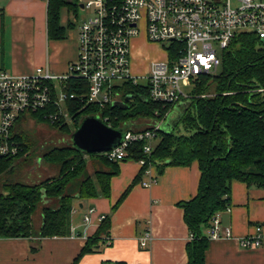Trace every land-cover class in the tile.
<instances>
[{
    "label": "trees",
    "instance_id": "1",
    "mask_svg": "<svg viewBox=\"0 0 264 264\" xmlns=\"http://www.w3.org/2000/svg\"><path fill=\"white\" fill-rule=\"evenodd\" d=\"M78 0H48L47 38H65L66 30L75 24L60 23L65 10L74 16ZM69 91L77 95L85 83L71 80ZM264 40L251 33L235 36L223 51L219 73L201 76L190 91V99L168 129L157 132V141L146 162L140 167L132 185L143 175L148 165L156 166L159 174L168 166L188 167L197 163L200 172L196 195L179 203L184 222L193 236L186 247V264H206L204 260L208 240L201 232L210 219L229 205L231 184L234 181L247 187L264 189ZM120 106L107 105L100 109L79 101L68 104L74 130L84 117L95 116L113 129L150 128L171 106L163 107L146 99L144 86L125 84L118 89ZM127 96L131 99L124 103ZM38 121L71 133L70 126H59L44 121L39 114L31 115ZM169 121H167L168 123ZM18 126V125H17ZM14 136L22 144V151L12 157H0V176L13 171V164L40 158L39 165L53 170L51 176L26 179L25 182L5 180L0 192V239L66 237L70 234V215L75 201L109 196L110 180L119 174V163L109 161L103 154H87L71 143L49 147L29 154L30 147L22 136ZM145 158L141 144L127 150L120 162L137 163ZM31 179V180H29ZM131 185V186H132ZM131 186L123 193L120 203ZM41 210L42 224L34 230L32 216ZM110 220L100 222L96 232L85 241L71 264H77L85 254L97 252L109 236ZM120 264V263H118Z\"/></svg>",
    "mask_w": 264,
    "mask_h": 264
},
{
    "label": "built area",
    "instance_id": "2",
    "mask_svg": "<svg viewBox=\"0 0 264 264\" xmlns=\"http://www.w3.org/2000/svg\"><path fill=\"white\" fill-rule=\"evenodd\" d=\"M78 11L84 17L77 24V54L63 75L51 73L47 66L32 72L14 75L0 69V157H12L22 151L14 136L21 119L39 114L59 126H70L73 117L68 104L79 101L100 109L120 102L118 89L125 84L144 86L146 99L163 107L171 106L150 128L129 130L121 143L102 153L109 161L120 163L127 150L141 144L145 158L142 167L157 141V132L171 116H177L190 99V91L201 76L215 75L221 56L237 34L251 33L264 40V0H78ZM144 31L149 43L164 49L165 58L150 64L147 73L135 75L131 70V40ZM71 80L85 83L77 95L69 91ZM264 92V88L257 89ZM152 165L144 170L145 188L156 180ZM230 205L223 212H230ZM216 213L209 221L204 237L208 241L232 238V230L221 222ZM94 209L83 216L84 224L91 222ZM104 216L98 218L100 223ZM262 226L240 239L241 249L264 247ZM193 236L190 234L189 240ZM152 240L149 231L139 238L141 249ZM110 244L106 237L103 242Z\"/></svg>",
    "mask_w": 264,
    "mask_h": 264
},
{
    "label": "crops",
    "instance_id": "3",
    "mask_svg": "<svg viewBox=\"0 0 264 264\" xmlns=\"http://www.w3.org/2000/svg\"><path fill=\"white\" fill-rule=\"evenodd\" d=\"M47 2L0 0V69L14 75L27 74L36 67L45 66L55 75L66 72L67 65L77 54V25L66 30L65 38L49 40ZM67 21L61 12V25L65 26ZM72 30L75 35L67 36ZM152 46L159 45L138 36L131 41L133 63L130 62L135 75H144L152 62L164 60V51L162 59L160 55L145 51ZM142 57L152 61L143 73H139L134 66L136 59ZM139 171L140 166L135 162L119 163V174L110 180L107 198L99 196L75 201L69 236L0 239V264H71L87 238L96 232L101 216L110 220V244L102 243L97 252L85 254L77 264H186L190 232L178 205L196 195L200 178L197 163L188 167L168 166L161 174L156 166H152L151 173L156 180L148 188L141 185L148 181L143 175L132 185ZM129 186V192L118 203ZM229 205L231 211L221 214V222L231 228L232 238L208 241L205 263L264 264V247L244 250L237 243V239L253 234L256 226H262L264 232V189L234 181ZM90 208L94 209V214L91 222L84 224L83 216ZM32 223L38 231L42 224L40 209L34 212ZM147 231L152 240L147 248L141 249L138 240ZM206 231L207 226L201 229L203 235Z\"/></svg>",
    "mask_w": 264,
    "mask_h": 264
},
{
    "label": "rangeland",
    "instance_id": "4",
    "mask_svg": "<svg viewBox=\"0 0 264 264\" xmlns=\"http://www.w3.org/2000/svg\"><path fill=\"white\" fill-rule=\"evenodd\" d=\"M62 16L65 22L69 20L71 23L77 25L80 20L84 17V12L78 11L77 14L74 16V14L69 13L66 14V12L63 10L62 11ZM69 35H75V31L72 30L70 33H67V36ZM139 38L144 37V31L141 30L140 35L138 36ZM146 39V38H145ZM133 40V39H132ZM131 40V41H132ZM142 48H139V51H142ZM146 52L152 54V55H160L161 59L164 57V54L162 51L164 49L159 45L158 47H148L145 49ZM142 58L136 59L135 63V68L138 70L137 72L143 73L150 61L152 60H147L145 61ZM133 58L130 56V60ZM133 63V60L131 61ZM131 63V64H132ZM220 68V67H219ZM219 73V69L217 71ZM198 82V80L195 82ZM178 116V114H177ZM172 117V116H171ZM169 117L168 120L171 118ZM175 117V116H173ZM27 120H21L17 126L16 132L19 133L22 138L26 141V144L30 147L29 154L33 152H37L36 154L38 155L39 151L44 150L49 147H59V146H64L70 142V135L74 131L73 128L71 129V133L63 132L58 128L50 127L49 125L42 123L38 121L36 118H26ZM41 160L40 158H35L33 162L25 163L22 164L20 160L15 161L13 164V171L7 173L6 175L0 176V192L2 191V183H4L5 180H9L11 182H25L26 179L30 177L36 176V178H45L48 176H51L53 173L52 169H49L45 165H39ZM31 180V179H29Z\"/></svg>",
    "mask_w": 264,
    "mask_h": 264
},
{
    "label": "water",
    "instance_id": "5",
    "mask_svg": "<svg viewBox=\"0 0 264 264\" xmlns=\"http://www.w3.org/2000/svg\"><path fill=\"white\" fill-rule=\"evenodd\" d=\"M131 96H127L124 103L128 102ZM120 102H114L112 106H120ZM172 116L163 125L166 130L170 127ZM130 128L113 129L106 125L101 119L95 116L84 117L78 127L70 135L71 145L87 154H102L118 146L123 140L124 135Z\"/></svg>",
    "mask_w": 264,
    "mask_h": 264
}]
</instances>
